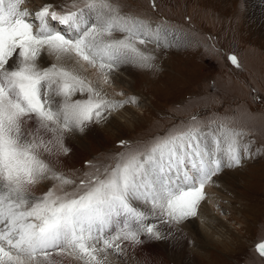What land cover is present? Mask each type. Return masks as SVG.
I'll use <instances>...</instances> for the list:
<instances>
[{
    "label": "snow or ice",
    "instance_id": "obj_1",
    "mask_svg": "<svg viewBox=\"0 0 264 264\" xmlns=\"http://www.w3.org/2000/svg\"><path fill=\"white\" fill-rule=\"evenodd\" d=\"M24 2L0 0V264H58L49 250L84 264H105L102 254L122 253L124 241L139 245L142 234L164 239L133 201L150 204L169 223L195 217L204 186L247 158L246 144L240 155L246 133L223 123L216 134L204 133L197 123L169 129L144 147L116 154L113 165L67 191L72 181L55 171L52 160L69 152L64 133L83 132L104 111L123 104L104 99L72 66L73 56L98 66L105 81V70L122 64L152 67L153 57L137 44L155 39L159 46L160 28L121 15L109 0H77L60 12L46 4L34 19L21 8ZM86 11L93 13L92 21ZM114 32L123 38H106ZM45 55L55 62L42 65ZM229 59L238 63L235 56ZM78 93L87 98H75ZM33 119L49 134L47 140L29 128ZM206 135H213V146L205 143ZM46 180L54 182L49 191L32 192ZM255 251L264 258V241Z\"/></svg>",
    "mask_w": 264,
    "mask_h": 264
},
{
    "label": "rangeland",
    "instance_id": "obj_2",
    "mask_svg": "<svg viewBox=\"0 0 264 264\" xmlns=\"http://www.w3.org/2000/svg\"><path fill=\"white\" fill-rule=\"evenodd\" d=\"M74 2L77 0H25L21 8L27 9L34 19L35 11L46 4L60 12ZM109 2L119 7L121 15H133L154 30L159 27L163 37L159 39V46L156 40L137 44L141 51L153 57L152 67L129 63L124 73L112 69L115 74L108 84L100 81L103 76L97 66L73 56L82 68L95 72L96 80L113 98L122 99L123 104L104 111V118L99 122L93 119L82 134L79 130L64 133L63 143L71 151L54 154L52 160L55 171L72 181L66 190L73 191L97 169L103 172L105 167L113 165L116 154L144 147L146 142L164 136L169 129L197 123L202 125L204 133L216 134L223 123L242 130L246 134L240 138V155L245 156V144L249 153L241 166L222 169L228 173L224 179L229 189L224 188L228 198L217 215L221 222L214 227L211 238L197 237V242L192 237L187 247L196 259L186 264H264V258L255 251L256 244L264 241V33L260 32L261 23L252 18L256 8L248 0ZM86 18L92 21L93 13L86 11ZM51 23L55 28L64 29ZM166 34L174 42H169ZM106 38L121 39L123 34L114 32ZM230 56H235L238 63L233 64ZM79 98H87V94ZM29 128L47 140L49 134L38 129L35 119L29 122ZM206 136L213 138V135ZM234 171L238 174L229 173ZM53 183L46 180L31 190L39 196L49 191ZM256 206L255 215L245 212ZM149 210L152 218L153 212ZM153 214L158 221L156 225L166 221L167 217ZM144 236L141 235L139 256L135 255L136 249L134 253L127 251V247L136 246L128 241L122 243V253L109 249L114 264H183L176 256L165 253L167 246L161 247L157 240ZM148 239L150 244L146 245ZM49 251L58 264H63L62 254ZM62 256L70 258L67 254Z\"/></svg>",
    "mask_w": 264,
    "mask_h": 264
},
{
    "label": "bare ground",
    "instance_id": "obj_3",
    "mask_svg": "<svg viewBox=\"0 0 264 264\" xmlns=\"http://www.w3.org/2000/svg\"><path fill=\"white\" fill-rule=\"evenodd\" d=\"M248 1H250L256 9L261 7L258 10L254 9V11H252V13H253L252 18H255L256 22L261 23V28H260L261 31L260 32L264 33V0H248ZM168 36L169 35L166 34L165 37L168 38ZM161 37H163V36L160 32L159 39ZM171 39L172 38L169 36V38L167 40L171 43L174 42V40H171ZM53 62H55L54 59L51 57H48L47 55H45L44 59L41 61L42 65H47V66H50L51 63H53ZM72 66L75 67V70L81 76L86 78L87 81L91 82V84L95 88V90L99 91L101 96L104 99L110 100V101H115V102H122V99L113 98L111 92L107 88H105L102 84H100V82L98 80H96L97 74H95V72H89L87 69L85 70L86 67L82 68L75 58H73V60H72ZM97 68H98V66H97ZM113 69H115V70L119 69L120 72L124 73V72H126L128 67H127V64H122L118 67H114ZM105 72H107V81H105L104 72H101L102 73L101 76H103V77L100 79V81L106 82V84H108L109 80L113 78L112 75H114L115 73H113V70H111L110 72L105 70ZM118 80H119V82L122 81L121 78H119ZM122 90H124V89H122ZM127 92H128V90H127ZM80 95L81 94L78 93L75 98H79ZM125 99H127V98H125ZM33 120H31V121H33ZM90 128H92V127H90ZM210 142L213 143V138L205 136V143L210 146ZM224 172H226V173H224ZM224 172L221 171L218 175L213 177L214 183H208L204 186V189H203L204 199L201 200L197 206V211H198L197 215H196L197 217H195V218L190 217V218L186 219L185 221L180 222L179 224L176 222L169 223V222H167L168 218H166L165 219L166 221L163 219L165 222H163L162 224L156 225V222H158V221L154 220V216H152L153 213L150 215L152 218H149V220H151V221H149V223L155 224L157 226V228L161 231V233H163L165 235L164 239L157 240L158 244H160L161 247L167 246L166 248H164L165 253H167L170 256H176L178 259H180L179 260L180 262L182 261L183 264L188 263V261L191 262V259H196L194 257V254L192 255L190 253V251L188 250V247H187L188 246L187 244L189 243V241H191L192 237H195V238L199 237L202 240H204V239L207 240L208 238H211V234H213L214 227L216 226V224H218V223L220 224V222H221V220L217 217V215L219 216V214H221L219 212H221L222 208H224V204H226L225 202L227 201V198H228L226 195L227 194L226 191H224V188H225V190L229 189L227 187L228 183L225 182L226 178L224 179V177L228 173H227V171H224ZM229 173L235 174L237 172L234 171V172H229ZM237 180H238V178H237ZM133 204L135 207H137L141 211H144V212L150 214V210H149V209H151L150 204L147 203V205H150V206H146L145 203L142 204L141 201H133ZM257 208L258 207L256 206V207L251 208V209H246L245 212H249L250 214L255 215V213L258 210ZM154 214H158V212L154 213ZM167 237L170 239H167ZM150 240L148 239L147 241H145L146 245L150 244ZM153 240H156V239H153ZM196 240L198 242L199 239L197 238ZM219 245H223L222 242H220ZM122 248H124V247H122ZM127 248H128L127 251H132V253H134L133 250L136 249L135 255L139 256L140 254H142V245L141 246L136 245L135 247L131 246V248L130 247H127ZM223 248L225 250L227 249L226 247H223ZM109 253H110V251H109ZM104 254H102V257H106L105 264H114V261L112 260L113 257H111L110 254L109 255H104ZM147 254L148 253L146 252V255ZM62 255L60 257L63 259V261L61 260L63 262V264H84V262L82 260L78 259L75 256L69 255L70 256V258H69V257H64ZM113 255H115V253ZM53 258L56 260V258L54 256H53ZM60 264H62V263H60Z\"/></svg>",
    "mask_w": 264,
    "mask_h": 264
},
{
    "label": "clouds",
    "instance_id": "obj_4",
    "mask_svg": "<svg viewBox=\"0 0 264 264\" xmlns=\"http://www.w3.org/2000/svg\"><path fill=\"white\" fill-rule=\"evenodd\" d=\"M83 132H81V134H82ZM71 151V149H69V152Z\"/></svg>",
    "mask_w": 264,
    "mask_h": 264
}]
</instances>
